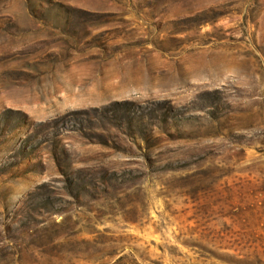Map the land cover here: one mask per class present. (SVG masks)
Returning <instances> with one entry per match:
<instances>
[{
  "label": "rangeland",
  "instance_id": "rangeland-1",
  "mask_svg": "<svg viewBox=\"0 0 264 264\" xmlns=\"http://www.w3.org/2000/svg\"><path fill=\"white\" fill-rule=\"evenodd\" d=\"M0 264H264V0H0Z\"/></svg>",
  "mask_w": 264,
  "mask_h": 264
}]
</instances>
